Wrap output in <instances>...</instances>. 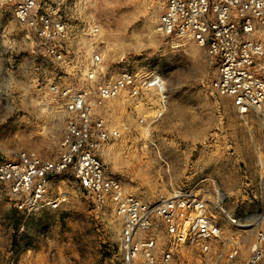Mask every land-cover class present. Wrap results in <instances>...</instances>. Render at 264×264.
<instances>
[{
	"label": "rangeland",
	"instance_id": "374dc122",
	"mask_svg": "<svg viewBox=\"0 0 264 264\" xmlns=\"http://www.w3.org/2000/svg\"><path fill=\"white\" fill-rule=\"evenodd\" d=\"M162 14L153 0H72L62 7L75 55L99 53L108 76L128 69L161 74L167 82V109L158 120L152 121L156 97L142 92L99 109L100 116L109 113L120 134L100 149L101 157L125 191L143 199L188 190L214 199L220 190L229 213L263 214L261 122L254 115L241 118L217 92L215 65L205 49L159 30ZM85 71L83 64L65 68L50 58L14 8L0 0V162L17 160L24 150L59 157L68 112L65 98L50 87L81 86ZM51 193L55 207L27 208L0 184V264H124L122 223L113 209L95 208L69 172L52 177ZM212 212L227 240L218 245L222 257L214 250L205 264H244L260 226L238 232L242 250L233 259L236 228L220 211ZM195 257L180 251L177 262L200 263Z\"/></svg>",
	"mask_w": 264,
	"mask_h": 264
},
{
	"label": "built area",
	"instance_id": "2783aa9c",
	"mask_svg": "<svg viewBox=\"0 0 264 264\" xmlns=\"http://www.w3.org/2000/svg\"><path fill=\"white\" fill-rule=\"evenodd\" d=\"M1 1L14 8L19 22L29 29L50 58L65 68L83 64L86 69L85 83L81 86L52 84L50 87L52 94L65 98L68 112L59 157L52 160L24 150L17 160L0 162V184L6 185L13 196L23 199L22 207L41 204L55 207L51 179L69 172L95 208L110 207L120 219L124 264H205L214 250H220L217 256L222 257L224 249L218 245L227 239L213 209L220 211L236 228L237 239L230 245L233 259L242 250L238 232L260 226L249 244L244 264H264L261 226L264 213L251 218L229 213L220 190H216L214 199L193 190L143 199L127 193L123 182L111 173L101 157L100 149L120 134L118 127L111 124L109 113L100 116L99 109L126 93L142 92L156 97L152 121L158 120L168 103L164 76L157 73L143 76L128 69L108 76L102 69L99 53L85 59L75 55L71 47L73 34L62 15V7L72 0ZM153 1L163 10L159 30L205 49L215 65L214 88L231 100L237 115L256 116L264 129V0ZM180 251L196 255L200 263H178Z\"/></svg>",
	"mask_w": 264,
	"mask_h": 264
}]
</instances>
